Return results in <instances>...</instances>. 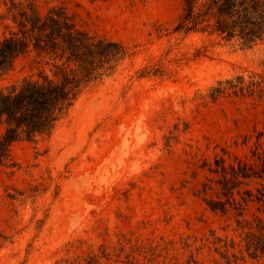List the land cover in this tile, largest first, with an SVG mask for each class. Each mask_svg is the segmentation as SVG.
I'll use <instances>...</instances> for the list:
<instances>
[{
    "label": "rangeland",
    "instance_id": "1",
    "mask_svg": "<svg viewBox=\"0 0 264 264\" xmlns=\"http://www.w3.org/2000/svg\"><path fill=\"white\" fill-rule=\"evenodd\" d=\"M8 1L0 0V37L11 26L2 19ZM38 6H63L127 55L83 89L49 136L12 145L0 167V264H264L240 252L236 215L210 211L202 193L207 164L222 150L248 157L263 130L264 98L210 92L262 74L264 43L176 31L182 0ZM40 60L20 56L0 87L49 71ZM257 208L242 218L262 215Z\"/></svg>",
    "mask_w": 264,
    "mask_h": 264
},
{
    "label": "trees",
    "instance_id": "2",
    "mask_svg": "<svg viewBox=\"0 0 264 264\" xmlns=\"http://www.w3.org/2000/svg\"><path fill=\"white\" fill-rule=\"evenodd\" d=\"M38 1L9 0L2 16L11 26L0 37V79L29 52L49 71L0 87V167L10 164L13 144L49 136L83 89L114 73L127 55L121 43L79 28L63 6L41 12ZM175 30L208 33L251 48L264 43V0H182ZM223 95L264 98V72L247 78L237 75L211 89V99ZM255 132L248 157L222 150L207 164L202 193L210 211L236 215L240 252L253 261H264V127ZM251 205L262 215L242 218ZM233 244L226 242L223 248ZM224 258L231 263L227 255Z\"/></svg>",
    "mask_w": 264,
    "mask_h": 264
}]
</instances>
